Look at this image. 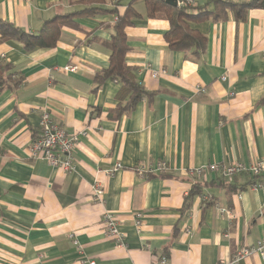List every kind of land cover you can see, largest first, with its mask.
Masks as SVG:
<instances>
[{"label":"crops","instance_id":"crops-1","mask_svg":"<svg viewBox=\"0 0 264 264\" xmlns=\"http://www.w3.org/2000/svg\"><path fill=\"white\" fill-rule=\"evenodd\" d=\"M79 1L0 0V20L38 34L56 15L82 9ZM132 1L105 0L121 11ZM133 5L141 19L127 31L126 61L150 96L128 111H118L130 98L119 83L97 88L94 81L109 65L101 42L113 35L106 28L112 16L64 27L52 49L0 44V62L24 81L0 92V264H153L162 256L169 264H221L264 237V178L189 175L206 165L264 160V9L197 24L208 46L195 59L169 48L165 19L147 18L141 0ZM45 110L67 133L86 132L73 173L29 156ZM160 162L169 170H147ZM97 180L103 205L92 198ZM105 212L124 245L106 235ZM241 264H264V255Z\"/></svg>","mask_w":264,"mask_h":264},{"label":"trees","instance_id":"trees-1","mask_svg":"<svg viewBox=\"0 0 264 264\" xmlns=\"http://www.w3.org/2000/svg\"><path fill=\"white\" fill-rule=\"evenodd\" d=\"M74 4V0H65ZM132 3L121 11L119 2L107 6L105 0H81L79 11L56 15L46 21L38 34H32L15 24L0 20V44L15 41L23 45L27 52L56 47L64 27L79 28L77 20L112 16L116 19L106 28H112L113 35L110 40L101 42L110 52L109 65L106 69L98 71L94 81L96 87L108 81L121 85L122 91L130 95L124 107H119V112L132 109L144 98L149 97L148 91L140 84L136 69L127 64L126 56L129 53L127 31L141 19V15ZM146 5V17L150 19L162 18L169 23V31L165 34L166 41L171 50L190 54L199 59L207 50L208 39L197 29V24L206 21H225L228 12L232 11L238 19H245L248 12L254 9H264V0H251L244 3L231 1H215L214 6H173L169 0H141ZM23 78L13 70L10 64L0 62V92L14 90L22 85ZM39 133L34 140L38 138ZM194 193V192H193Z\"/></svg>","mask_w":264,"mask_h":264},{"label":"built area","instance_id":"built-area-1","mask_svg":"<svg viewBox=\"0 0 264 264\" xmlns=\"http://www.w3.org/2000/svg\"><path fill=\"white\" fill-rule=\"evenodd\" d=\"M177 6H196L198 0H175ZM67 71H74L75 67L64 68ZM157 77L158 74H154ZM197 93H206L204 87L197 86ZM86 132H78L75 134L67 133L62 127H60L54 120L52 114L45 110L40 117L39 135L36 140L32 142L29 148V156L33 160H42L53 168L63 170L66 173H73L76 170L77 162L75 159L76 147L79 144L81 136H84ZM149 172H166L169 170L166 162L158 163L154 168L147 169ZM115 172V170H113ZM113 172H106L111 175ZM219 173L224 178H232L238 174H245L254 180L264 178V160H259L255 164L246 165L240 162H235L230 165L227 164H211L202 166L200 168L191 169L189 175L193 178L203 177L210 173ZM259 187V186H258ZM256 186V188H258ZM92 198L95 203L104 204V189L100 180H97L92 188ZM220 215L226 213L225 209L217 208ZM141 219V216H138ZM142 221L138 220V225ZM103 223L105 227V233L114 243L118 246L125 244L126 236L118 229L115 218L109 213L105 212L103 215ZM74 235L71 238L74 240V244L78 246V242L75 240ZM257 253L264 255V237L254 247H247L239 252L232 259L221 264H241V262L248 256ZM83 264H97L92 258H85L82 261ZM153 264H169V260L166 256L159 257Z\"/></svg>","mask_w":264,"mask_h":264},{"label":"water","instance_id":"water-1","mask_svg":"<svg viewBox=\"0 0 264 264\" xmlns=\"http://www.w3.org/2000/svg\"><path fill=\"white\" fill-rule=\"evenodd\" d=\"M171 5H173V6H177V3L175 2V0H169L168 1Z\"/></svg>","mask_w":264,"mask_h":264},{"label":"rangeland","instance_id":"rangeland-1","mask_svg":"<svg viewBox=\"0 0 264 264\" xmlns=\"http://www.w3.org/2000/svg\"><path fill=\"white\" fill-rule=\"evenodd\" d=\"M116 21V20H115ZM139 216V215H138ZM140 218L138 217V220H139ZM141 221V220H140ZM140 226V225H139Z\"/></svg>","mask_w":264,"mask_h":264}]
</instances>
